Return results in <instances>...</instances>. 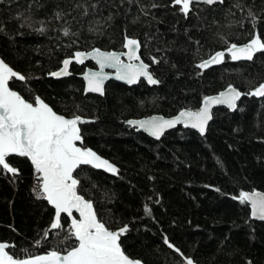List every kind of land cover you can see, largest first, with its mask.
Returning <instances> with one entry per match:
<instances>
[{
	"label": "trees",
	"instance_id": "16d2710c",
	"mask_svg": "<svg viewBox=\"0 0 264 264\" xmlns=\"http://www.w3.org/2000/svg\"><path fill=\"white\" fill-rule=\"evenodd\" d=\"M0 29V57L28 78L10 81L12 89L64 116L91 119L80 125L81 146L119 171L81 165L74 176L106 226H127L120 242L128 256L143 264H186L183 257L264 264V220L250 218L239 199L248 190L264 193V97L248 95L264 84V53L251 61L226 54L219 64L196 67L231 44L264 40V0L193 3L187 17L173 0H4ZM125 36L140 41L141 60L158 84L110 80L103 95L84 93L79 75L90 62L70 64L66 77L47 76L76 51L121 50ZM230 87L242 93L235 109L213 108L203 135L177 125L152 139L126 123L197 111L203 98ZM8 159L19 175L0 174V242L15 245L12 255L48 252L58 243L49 231L53 209L34 197L27 158ZM62 224L70 227L64 214Z\"/></svg>",
	"mask_w": 264,
	"mask_h": 264
},
{
	"label": "snow or ice",
	"instance_id": "6c2138e0",
	"mask_svg": "<svg viewBox=\"0 0 264 264\" xmlns=\"http://www.w3.org/2000/svg\"><path fill=\"white\" fill-rule=\"evenodd\" d=\"M3 2L4 0H0V3ZM194 2L213 5L218 2L223 3V0H173V4L180 6V11L185 17L188 16ZM64 35H69L67 29ZM124 39L123 47L127 49L126 52H104L99 48L90 52L76 51L72 58L63 60V67L59 71L49 75L67 76L70 75L69 66L73 61L83 64L85 60H94L100 70L88 71L84 74L86 92L103 95L104 81L108 78L104 73L105 68L115 69L116 78L128 84L137 83L141 77L149 84H158L159 81L154 79L148 70L149 65L141 60L140 41L128 36ZM257 53H264V40L259 35L253 36L243 46L231 44L227 47L226 53L216 52L196 67L206 69L213 64H219L224 61L226 54L233 61H251ZM122 56H127L128 63L121 59ZM158 62L153 58V63ZM13 79L26 81L28 78L0 59V174L18 176L19 169L12 166L8 158L10 156L27 158L36 174L37 183L33 191L37 199L47 201L55 210L49 231L63 229L62 214H67L72 218L69 237H74L76 243L64 250L66 254L51 250L44 255L29 254L26 258H18L8 251L9 247H15V245L0 242V264H142L139 260L129 258L122 249L120 239L127 233V226L111 230L98 218L92 201L79 194L80 181L74 173L81 165L103 169L113 175L118 174L119 171L115 165L103 159L95 151L78 146V142L83 143L78 125L88 121L76 114H73L71 118L58 114L39 96L35 97L34 102H29L12 90L10 81ZM241 95L242 93L230 87L227 94L221 93L215 98L206 97L203 107L198 111H181L178 116L169 120L152 118L144 121H128V123L144 128L157 139L163 135L165 129L180 123H183L185 127L197 129L203 135L208 121L212 118L211 106L226 104L229 108L235 109L236 101ZM248 95L264 97V84H260ZM239 199L241 203L251 204L254 217L264 220V194L241 192ZM74 211L79 214L78 218L73 216ZM145 212L151 214L147 206H145ZM47 238L48 232H45L44 239ZM164 242L169 248L177 253L180 252L166 237ZM24 251L27 252V250ZM186 264H194V262L187 258Z\"/></svg>",
	"mask_w": 264,
	"mask_h": 264
},
{
	"label": "water",
	"instance_id": "95a60500",
	"mask_svg": "<svg viewBox=\"0 0 264 264\" xmlns=\"http://www.w3.org/2000/svg\"><path fill=\"white\" fill-rule=\"evenodd\" d=\"M194 3H203V2H194ZM204 4V3H203ZM95 48H92V49H90V50H88V51H84V52H90V51H92V50H94ZM101 51H104V52H116V53H123V52H126L127 51V49H125L124 47H123V50H121V51H106V50H102V49H100ZM69 58H72V56L71 57H68V58H65V59H69ZM122 58H123V61L125 62V63H128V59H127V56H122ZM0 59H2L1 57H0ZM64 59V60H65ZM3 60V59H2ZM91 62L92 64H94V68H92V67H86L85 69H84V71L79 75L80 76V78L82 79V81H83V92L84 93H91V94H95V95H100L99 93H94V92H86V81L84 80V74L86 73V72H88V71H93V72H98L100 69H99V65L98 64H96V62L94 61V60H85L84 61V63L85 62ZM63 62V61H62ZM74 63H75V61H73ZM78 64V63H77ZM146 64V63H145ZM63 67V64L61 63V66L58 68V69H56V70H54V71H52V72H55V71H59L61 68ZM52 72H50V73H52ZM150 72V71H149ZM49 73V74H50ZM104 73L107 75V79L104 81V85H103V87L105 86V84L108 82V81H110V80H112V81H116V82H119V83H122V84H125V85H134V84H128L126 81H124V80H119V79H117L116 78V71H115V69H112V68H105L104 69ZM151 73V72H150ZM47 75L48 77H51V78H54V79H57V78H61V77H66V76H61V77H53V76H51V75ZM152 74V73H151ZM68 76V75H67ZM153 76V75H152ZM153 78L154 79H156L154 76H153ZM140 80H142V81H144L147 85H149V86H151V85H153V84H149L148 82H147V80L146 79H144L143 77H141L140 78ZM139 80V81H140ZM138 81V82H139ZM137 82V83H138ZM137 83H135V84H137ZM228 89L229 88H226V89H223V90H221V91H219L218 93H215V94H211V95H208V96H206V97H213V98H215V97H218V96H220V94L221 93H224V94H227V92H228ZM12 90H14V89H12ZM14 91H16V90H14ZM17 92V91H16ZM205 97V98H206ZM205 98H203V100H202V102H201V105H200V108L198 109V110H200L202 107H203V101H204V99ZM221 106H224V107H226L228 110H233V109H231V108H229L226 104H214V105H212L211 106V109H210V113H211V111H212V109L213 108H216V107H221ZM197 110V111H198ZM181 111H190V110H186V109H183V110H180V111H178L176 114H174V115H172V116H164V115H161V114H152V115H149V116H145V117H141V118H137V119H129V120H127L126 121V123L127 124H129L128 123V121H144V120H149V119H152V118H157V119H160V118H162V119H165V120H169V119H173V118H175L176 116H178L179 115V113L181 112ZM59 114V113H58ZM62 115V114H61ZM80 116V115H79ZM66 118H71L72 116H65ZM85 121H88V122H90L91 121V119H89V118H86V117H83V116H81ZM210 121V120H209ZM208 121V122H209ZM82 124H85V123H82ZM82 124H80V125H82ZM80 125H78L79 126V128H80ZM130 125V124H129ZM177 125H180V126H182V127H184V128H189V129H192V130H194L195 132H197L198 134H200V135H202L197 129H194V128H191V127H185L184 126V124L183 123H180V124H177ZM177 125H175L174 127H172V128H168V129H165V131H164V133L166 132V131H169V130H171V129H174ZM131 126H133L137 131H140V132H142V133H144V134H146L147 136H149L150 138H152V139H157L155 136H152L148 131H146L144 128H140L138 125H136V126H134V125H131ZM163 133V134H164ZM205 133V132H204ZM162 136V135H161ZM160 136V137H161ZM78 146H80V147H83V146H81V144L78 142ZM84 148H89V147H84ZM89 149H91V148H89ZM91 150H93V149H91ZM94 151V150H93ZM99 155V154H98ZM100 156V155H99ZM103 158V157H102ZM104 159V158H103ZM28 160V159H27ZM29 161V160H28ZM30 162V161H29ZM30 164H31V162H30ZM32 166V165H31ZM88 166H90V165H88ZM91 167V166H90ZM33 168V167H32ZM245 193H249V194H253V193H260V194H264L263 192H261V191H259V190H248V191H244ZM80 194V193H79ZM86 199V198H85ZM89 200V199H88ZM47 202V201H46ZM247 203V202H246ZM48 204V203H47ZM248 204V207H249V215H250V218H252V219H254V220H258V221H260L261 219H259V218H256V217H254L253 215H252V208H251V204L250 203H247ZM49 205V204H48ZM50 206V205H49ZM51 207V206H50ZM52 208V207H51ZM94 208V207H93ZM53 209V208H52ZM54 213H55V210L53 209V220H54ZM65 216H67V214H64ZM73 216L74 217H76V218H78L79 217V214L78 213H76L75 211L73 212ZM67 218H68V222H69V225L71 224V217H68L67 216ZM53 220H52V222H53ZM49 229H50V227H49ZM117 229H119V228H116V229H111V230H117ZM51 251V250H50ZM47 252H45V253H40V254H36V255H44V254H46ZM61 254H66L65 252H61ZM126 254V253H125ZM36 255H33V256H36ZM127 255V254H126ZM128 256V255H127ZM129 258H131V259H133V260H139V259H137V258H133V257H130L129 256ZM183 260H184V262L186 263V260H187V258L186 257H183ZM140 261V260H139ZM142 262V261H141ZM143 264V263H142ZM194 264H197V263H195L194 262Z\"/></svg>",
	"mask_w": 264,
	"mask_h": 264
},
{
	"label": "built area",
	"instance_id": "2783aa9c",
	"mask_svg": "<svg viewBox=\"0 0 264 264\" xmlns=\"http://www.w3.org/2000/svg\"><path fill=\"white\" fill-rule=\"evenodd\" d=\"M35 172H34V169L32 171V176H31V179H32V184H31V187H32V193L34 195L35 198H37L36 196V193L33 191L34 189V186L36 185L37 181L35 179ZM63 229L61 230H53V233H54V236H57L59 241V245L56 244V245H53V246H50V249L51 250H57V251H64L65 249H69L71 248L72 246L75 245L76 241L74 239V237H69V231H70V227L68 225H63ZM35 255L34 252H30L27 250V252L25 251H22V252H15L13 253L14 257H18V258H24V257H27V255Z\"/></svg>",
	"mask_w": 264,
	"mask_h": 264
},
{
	"label": "flooded vegetation",
	"instance_id": "af4514ba",
	"mask_svg": "<svg viewBox=\"0 0 264 264\" xmlns=\"http://www.w3.org/2000/svg\"><path fill=\"white\" fill-rule=\"evenodd\" d=\"M121 50H123V47H122V49ZM121 50H118V51H121ZM121 59L123 60V58L121 57ZM89 62V61H88ZM74 63V62H73ZM75 64H77V63H75ZM83 64H86V62L85 63H83ZM78 65H82V64H78ZM86 67H92V68H94L95 66H94V64H92L91 62H90V65H85L84 66V69L86 68ZM84 69L82 70V72L84 71ZM149 70V69H148ZM81 72V73H82Z\"/></svg>",
	"mask_w": 264,
	"mask_h": 264
},
{
	"label": "rangeland",
	"instance_id": "374dc122",
	"mask_svg": "<svg viewBox=\"0 0 264 264\" xmlns=\"http://www.w3.org/2000/svg\"><path fill=\"white\" fill-rule=\"evenodd\" d=\"M54 237H56L55 239H56V243L59 241V239H58V237L57 236H54ZM60 243V242H59ZM59 243H57V244H59Z\"/></svg>",
	"mask_w": 264,
	"mask_h": 264
},
{
	"label": "bare ground",
	"instance_id": "6f19581e",
	"mask_svg": "<svg viewBox=\"0 0 264 264\" xmlns=\"http://www.w3.org/2000/svg\"><path fill=\"white\" fill-rule=\"evenodd\" d=\"M119 83V82H118ZM261 221V220H260ZM60 252H64V251H60ZM36 255V254H35ZM33 256V255H32ZM24 258H26V257H24Z\"/></svg>",
	"mask_w": 264,
	"mask_h": 264
}]
</instances>
